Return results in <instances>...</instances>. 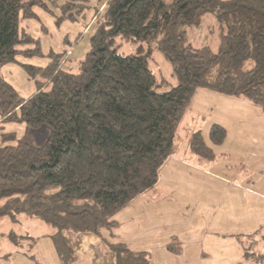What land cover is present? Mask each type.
Wrapping results in <instances>:
<instances>
[{"label":"trees","instance_id":"obj_1","mask_svg":"<svg viewBox=\"0 0 264 264\" xmlns=\"http://www.w3.org/2000/svg\"><path fill=\"white\" fill-rule=\"evenodd\" d=\"M46 1L0 0V67L18 55H41L40 41L21 22L36 18L35 7L47 8ZM88 1L66 0L62 18L74 20ZM96 1V29L76 71L63 68L65 52L53 53L46 66L23 63L37 86L23 98L0 70V117L51 129L40 146L14 132L4 134L17 143L0 146V220L17 222L20 213L40 218L53 229L61 264L77 261L78 234L112 230L115 215L157 184L199 90L244 97L264 110V0ZM207 12L222 27L217 52L186 43V27L198 25ZM118 36L156 44L178 84L159 92L168 82L149 68L151 49L120 54ZM227 134L223 125L211 126L214 145L223 144ZM190 148L204 160L217 156L200 131L191 136ZM3 236L15 245L35 241L14 231ZM175 246L169 248L177 252ZM110 247L117 264H150L147 251L124 243Z\"/></svg>","mask_w":264,"mask_h":264},{"label":"rangeland","instance_id":"obj_2","mask_svg":"<svg viewBox=\"0 0 264 264\" xmlns=\"http://www.w3.org/2000/svg\"><path fill=\"white\" fill-rule=\"evenodd\" d=\"M65 1L54 3L47 0V8L35 7L36 18H27L21 22V27L40 41L41 55L31 57L18 55L16 61L5 63L0 67L5 80L11 83L23 98L32 96L37 89L36 80L27 74L23 63L46 66L52 60L53 53L65 52L69 60L63 68L76 71L80 60L90 49V39L96 29L95 7L100 4L96 0H89L88 7L71 20L62 18L61 6ZM221 34L222 27L217 15L207 12L198 25L186 27V43L195 48L210 47L217 52ZM32 46L26 47L32 48ZM115 47L123 55L137 54L141 48L145 51L151 49L149 68L159 78H165L168 82L159 89V92L167 91L178 84L170 61L156 44L146 41H126L118 36ZM229 105L233 106L235 115L240 117L241 125L244 122L249 129H256L258 134H249L248 130H243L241 133L234 122L227 119L229 137L224 144L214 145L206 131L203 138L217 154L214 166L210 165L198 170H182L176 176L167 177L170 181L176 179L177 182L173 186L176 195L182 198L180 202L183 204V207H178L180 213L174 217V222L180 223L182 220L188 223L189 219L193 220V223L199 221L198 226L204 228L202 231L206 229L212 232L225 231L226 229H222L221 226L226 222L235 229L246 221L241 228L237 227L238 231H236L242 240L241 244L232 237L218 240L214 250L208 251L205 247L209 257L205 254L202 263L264 264V258H257L254 261H248L246 258L253 254L264 257V110L259 106V110L256 111L254 106L249 110L239 104L229 103ZM211 107L213 108L204 105L202 111L198 110L200 115L194 113L199 117H196L193 123L204 127L210 121L216 123L221 120L219 116L224 114V109L220 107L210 111ZM203 115L205 119L201 118ZM186 117L179 126L178 137L184 131L183 126L188 121ZM10 132H14L17 139L27 138L40 146L48 140L51 129L45 125L38 129H30L25 122L6 121L0 117V146L17 143V139H5L4 134ZM221 151H227V155L218 154ZM242 165L245 166L244 169L241 168ZM236 197H241L242 203L236 201ZM236 204H241V210L236 209ZM11 230L16 234L30 235L37 242L32 244L25 239L23 244L17 247L8 238H2L0 264H60L53 240L48 236L53 229L40 218L25 213L19 214L17 222H13L9 217L2 218L0 233ZM103 241L104 246L106 244ZM8 253H11V256L7 257L8 259L4 258ZM93 254L97 255V252Z\"/></svg>","mask_w":264,"mask_h":264},{"label":"crops","instance_id":"obj_3","mask_svg":"<svg viewBox=\"0 0 264 264\" xmlns=\"http://www.w3.org/2000/svg\"><path fill=\"white\" fill-rule=\"evenodd\" d=\"M213 100H215V102H212ZM229 103L239 104L249 110L254 106V110H259L257 105L244 97L227 96L205 89L199 90L187 109L186 113L189 112L188 115L185 113L187 117L185 115L184 118H188V121L183 126L184 131L180 133V137L176 134V151L161 167L157 184L153 188L137 196L115 215L114 218L117 224L112 230H102L99 234L90 232L78 234L74 241L78 259L73 264H117V254L111 249V243H124L131 250L149 252L150 264H203L202 261L205 260V257H209L205 247L208 251L214 250L217 247L218 240H224L225 237H232L241 244L242 240L238 232H236L238 231V226L232 229L233 226L228 225V222L221 226L222 229H226L225 231L216 230L212 232L206 231V229L202 231L204 228L198 226L200 222L197 221L193 223L191 219H189L188 223H184L182 220L180 223H175L174 217L180 213L178 207H183V204L180 202L182 198L176 195L177 192L173 186L175 182H177L176 179L173 181L167 179L168 176H176V174H179L182 170L190 171L210 165L214 166L217 160L216 158L212 161H208L199 158L192 152L190 148V139L195 132L200 131L204 137L207 131L209 136L211 126L213 124H221L227 129L228 139L229 127L226 126V121L228 119L232 121V123L234 122L239 132L243 133V130H248L249 134H258L256 129H249V126H246L244 122H242L241 125L240 117L235 115V110ZM204 105L213 106V108H209L210 111L222 107L224 109V114L219 116L221 120L216 123L210 121L209 124H206L204 127L195 125L193 120L199 117L200 114L198 110L202 111V106ZM201 118L205 119V116L203 115ZM208 145L210 146V144ZM226 153L227 151H221L218 154L227 155ZM241 168L244 169L245 166L242 165ZM236 201L242 203V198L236 197ZM241 208V204H236L237 210H241ZM241 226L238 228H241ZM52 231L48 234L49 237ZM9 232L3 233L7 234ZM26 236L32 237L30 235ZM3 238H7V236H3ZM29 241L32 244L37 242L36 239L35 241ZM102 241L106 245L103 246ZM23 242L24 240L21 244H23ZM21 244L14 245L18 247ZM170 244L176 245L175 247L178 248V251L176 252L170 249ZM96 252L97 255H94L93 253ZM100 253L102 256H100ZM245 254H247L246 251ZM9 256H11V253L4 255V258L8 259L7 257ZM256 256L258 255L253 254L246 258L248 261H254L257 259Z\"/></svg>","mask_w":264,"mask_h":264}]
</instances>
